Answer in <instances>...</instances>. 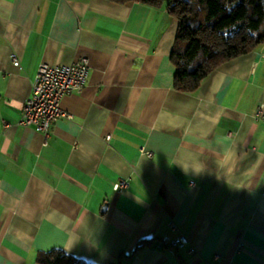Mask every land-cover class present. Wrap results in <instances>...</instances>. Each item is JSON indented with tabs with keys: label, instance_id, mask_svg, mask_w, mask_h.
Returning a JSON list of instances; mask_svg holds the SVG:
<instances>
[{
	"label": "crops",
	"instance_id": "obj_1",
	"mask_svg": "<svg viewBox=\"0 0 264 264\" xmlns=\"http://www.w3.org/2000/svg\"><path fill=\"white\" fill-rule=\"evenodd\" d=\"M177 25L164 5L0 0V264H264V41L187 92ZM81 56L44 145L19 124L37 67Z\"/></svg>",
	"mask_w": 264,
	"mask_h": 264
},
{
	"label": "trees",
	"instance_id": "obj_2",
	"mask_svg": "<svg viewBox=\"0 0 264 264\" xmlns=\"http://www.w3.org/2000/svg\"><path fill=\"white\" fill-rule=\"evenodd\" d=\"M109 1L164 5L177 19L170 60L173 86L179 90L197 91L214 69L264 41V0ZM38 259L42 264H92L58 248Z\"/></svg>",
	"mask_w": 264,
	"mask_h": 264
},
{
	"label": "built area",
	"instance_id": "obj_3",
	"mask_svg": "<svg viewBox=\"0 0 264 264\" xmlns=\"http://www.w3.org/2000/svg\"><path fill=\"white\" fill-rule=\"evenodd\" d=\"M11 61L18 65L15 54L10 55ZM89 77V60L85 56L78 57L69 64L53 65L40 63L32 83L31 93L24 101L19 124L32 127L42 133L43 144L47 143L50 135V126L61 118L72 119L73 116L61 108V97L70 91H80L87 83ZM255 119L264 121V110L258 107L254 114ZM109 140L110 135H107ZM151 155V152H147ZM127 186V181H118L113 188L122 189ZM172 228H177L171 224ZM188 239L179 234L171 244H187ZM190 252L194 249L190 247ZM208 264V263H207Z\"/></svg>",
	"mask_w": 264,
	"mask_h": 264
},
{
	"label": "water",
	"instance_id": "obj_4",
	"mask_svg": "<svg viewBox=\"0 0 264 264\" xmlns=\"http://www.w3.org/2000/svg\"><path fill=\"white\" fill-rule=\"evenodd\" d=\"M105 206H106V205H104V207H103V208H105Z\"/></svg>",
	"mask_w": 264,
	"mask_h": 264
}]
</instances>
